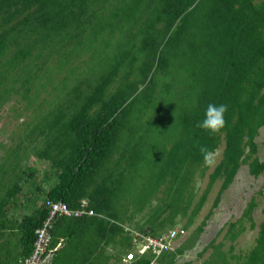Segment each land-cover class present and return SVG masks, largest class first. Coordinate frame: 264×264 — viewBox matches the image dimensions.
<instances>
[{"label":"trees","instance_id":"16d2710c","mask_svg":"<svg viewBox=\"0 0 264 264\" xmlns=\"http://www.w3.org/2000/svg\"><path fill=\"white\" fill-rule=\"evenodd\" d=\"M48 86L50 98L37 102ZM11 99L35 116L0 166V264H23L32 254L48 201L74 210L83 200L94 215L55 219L50 264H121L116 253L136 244L135 231L118 223L120 197L132 193L145 166L149 181L131 208L140 213L157 200L136 227L153 237L186 216L196 172L204 175L222 143L186 228L216 181L215 207L243 165L255 177L264 172L257 143L264 127V0H0V108ZM209 104L227 106L216 133L197 127ZM25 141L49 166L42 177L48 189L37 180L40 168L21 166ZM254 208L252 201L224 238L235 242L247 219L255 228ZM203 227L173 252H143L124 264H175ZM224 246L212 240L203 264H264V222L247 254Z\"/></svg>","mask_w":264,"mask_h":264},{"label":"rangeland","instance_id":"374dc122","mask_svg":"<svg viewBox=\"0 0 264 264\" xmlns=\"http://www.w3.org/2000/svg\"><path fill=\"white\" fill-rule=\"evenodd\" d=\"M63 73H59L57 77H55V81L62 78ZM48 92L53 93L51 86H48L46 90L42 92V96L39 97L37 102H41L42 99H49L50 95ZM32 110L33 108L29 110L30 112H25L24 104L17 103L13 99L9 100L0 108V166L4 163L3 159L7 153L11 149L16 148V146L21 142L22 137L25 135L26 126L32 124V120L35 116L34 111ZM148 121L152 122L153 119ZM168 122L169 120L164 119L161 124H163L164 127L168 124ZM162 134L163 133H159L157 137H161ZM257 143L259 146L258 156L261 161H264V127L260 130L257 137ZM24 150H26V152H24ZM223 150L224 143H222L219 149L211 155L210 161L206 164L203 176H201L199 170L196 172L194 181L192 182L194 195L186 216L182 217L181 215H178L173 227L171 223H166L165 225L167 227L163 231V235H166L174 228H184L186 230V234L184 236H179L173 243L179 244L187 239L190 234L204 222L203 230L197 240L199 241L200 247H204L206 252L212 254L211 249H207V247L210 242L215 239L217 243L223 241L225 250H228L230 245L233 243L235 247L234 254L245 255L256 245V238L258 237L260 226L264 222V172L260 176L255 177L250 174L248 166L243 165L240 168L234 182L224 192L219 204L215 207L214 203L222 184L221 180L216 181L208 194L204 205L200 209L199 213L193 218L191 226L188 228L185 227L191 217V213L208 185L210 179L209 175L214 171L216 165L222 158ZM19 154L21 155L20 162L22 167L34 164L40 168L41 171L37 176V180L44 186L45 189H48L49 186L46 182H44L42 177L44 176V172L49 169V166L38 161L37 158L34 157L33 144L29 143V141H25V148H20ZM139 174L140 176L136 177L133 184L132 193L130 192V194L129 192H126L120 197L121 210H119L122 212V216L118 223L131 230H136L138 224H144L147 214H152V209L156 205L155 203L157 201L154 199V204L148 205L147 208L140 213H138V211L135 212V209L131 208L133 207L131 202V198H133L132 196H134L138 191L144 190L149 181V172L146 166L138 172V175ZM27 188L29 190L33 189V187L29 185ZM163 189L164 187L161 188L157 197H162ZM38 196L39 195L37 194V197ZM252 201L255 203V208L252 213V219L256 224L255 228L250 227V222L247 219L245 220V231L240 234L235 242L224 238L230 223L240 219L243 216L246 207ZM130 214H135V217L131 222L126 221V217L129 218ZM127 252L128 251L126 250H119L116 253V255L120 258L121 264L127 263ZM136 253L139 254L142 252L139 250ZM195 256L196 254L190 255V259ZM188 259L189 258L187 256L183 261H187Z\"/></svg>","mask_w":264,"mask_h":264},{"label":"built area","instance_id":"2783aa9c","mask_svg":"<svg viewBox=\"0 0 264 264\" xmlns=\"http://www.w3.org/2000/svg\"><path fill=\"white\" fill-rule=\"evenodd\" d=\"M87 201L83 200V207L80 209H70L64 202H47L49 214L44 220L42 226L36 231V240L32 254L26 258L23 264H49L54 250L49 248L52 240V230L54 221L57 217H82L84 215H94V211L86 209ZM186 230L184 228H174L162 237H153L151 235L134 232V243L136 249L128 252L127 260H133L135 255L140 252H152L157 258L164 252L170 251L173 248V243L179 236H184ZM137 250V251H136Z\"/></svg>","mask_w":264,"mask_h":264},{"label":"clouds","instance_id":"9594fccd","mask_svg":"<svg viewBox=\"0 0 264 264\" xmlns=\"http://www.w3.org/2000/svg\"><path fill=\"white\" fill-rule=\"evenodd\" d=\"M227 111V106L220 104H209L204 110L203 119L197 124V127L209 132H219L224 126V114ZM202 151H204L202 149ZM205 160H209V155H205Z\"/></svg>","mask_w":264,"mask_h":264},{"label":"crops","instance_id":"0c3cea01","mask_svg":"<svg viewBox=\"0 0 264 264\" xmlns=\"http://www.w3.org/2000/svg\"><path fill=\"white\" fill-rule=\"evenodd\" d=\"M133 231H136V230H133ZM184 241H182L179 244H174L173 248L169 252L175 251L178 247H180V245ZM207 249H211V248H207ZM211 252H212V249H211ZM192 254H196V256L191 257V259H190V255H192ZM210 255H211V253L206 252L204 247H200L199 241L196 240V242L194 244H191V246L189 248L184 250L183 254H180L178 256L175 264H203L205 261H207L209 259ZM187 256L189 259L187 261H183L184 258H186Z\"/></svg>","mask_w":264,"mask_h":264}]
</instances>
